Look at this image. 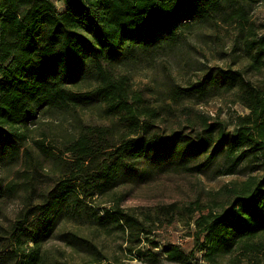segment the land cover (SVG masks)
<instances>
[{
  "label": "trees",
  "instance_id": "1",
  "mask_svg": "<svg viewBox=\"0 0 264 264\" xmlns=\"http://www.w3.org/2000/svg\"><path fill=\"white\" fill-rule=\"evenodd\" d=\"M259 3L264 0H0V160L13 165L22 156L35 166L43 157L55 177L45 193L26 196L8 237L0 238L10 247L3 257L12 264H68L41 250L61 222L98 230L110 224L139 244L141 233L150 232L120 207L123 198L114 188L140 176L142 164L178 163L203 173L219 160L222 175L246 177L224 188L225 198L206 213L186 210L200 211L192 219V249L147 241L176 264H194L197 253L205 264H264V77L253 83L240 70L211 67L184 87L169 86L174 102L197 104L234 92L248 111L230 133L204 120L194 136L151 132L156 108L129 84L133 69L167 56L195 29L228 21L243 28ZM242 41L253 51L249 66L259 70L264 36L248 28ZM89 109L107 124L83 123L79 115ZM56 119L72 127L58 154L29 138L37 124ZM10 185L0 182V203ZM97 195H112L113 205L95 211L87 202ZM60 237L67 247L88 250L76 232ZM91 255L90 264H101L97 253Z\"/></svg>",
  "mask_w": 264,
  "mask_h": 264
},
{
  "label": "rangeland",
  "instance_id": "2",
  "mask_svg": "<svg viewBox=\"0 0 264 264\" xmlns=\"http://www.w3.org/2000/svg\"><path fill=\"white\" fill-rule=\"evenodd\" d=\"M247 18L248 25L245 24L243 28L238 22L228 21L195 29L184 35L182 42L167 56L129 73L132 90L141 94L146 104L156 108L159 116L152 122L151 132L166 137H172L176 132L194 136L200 132L204 120L209 124H223L225 132H232L236 118L248 112L236 103L234 92L196 104L190 101L174 102L167 91L171 85L184 87L189 82H195L206 68L211 67L240 70L245 79L260 82L264 77V64L260 65L259 70L251 69L249 64L253 51H245L242 38L248 33V28L257 38L264 36V3L253 5ZM118 73L126 74L121 70ZM79 116L83 123L107 124L94 109L81 112ZM31 130L29 138L42 140L49 150L57 154L59 149L64 148V138L72 133V127L67 122L57 119L42 121ZM27 141V146H32L31 139ZM38 162L35 166L25 163L22 156L13 165L0 160V182L3 186L11 184L10 194L0 203V238L8 237L9 229L18 219L28 193L32 192L34 197L45 193L54 184L50 162L43 157ZM177 164H166L161 168L152 163L142 164L140 176L128 178L113 190L115 196L123 198L120 207L132 212L150 232L147 235L141 233L139 244L135 237L129 241L128 231L124 234L115 231L110 224L106 229L98 230L93 225L61 222L52 237L42 244V252L49 258L68 264H90L95 258L91 252L97 253L96 258L101 259V264H176L167 260L147 239L178 245L189 251L194 244L192 219L200 211L206 213L209 208L219 204L225 198L224 188H231L233 183L241 182L246 177L244 174L222 175L219 160L203 173H195ZM111 198L112 195H97L87 203L99 211L113 205ZM171 205L174 208L168 210ZM161 208H167L166 216L160 214ZM189 208H199L200 211L189 215L186 214ZM66 232H76L84 238L89 243L88 250L87 247L81 250L67 247L60 237L61 233ZM0 243V264H12L3 257V251L10 250L7 245L9 241L2 239ZM138 250L143 252L138 254ZM195 258L192 261L194 264H205L199 253ZM219 264L227 263L220 261Z\"/></svg>",
  "mask_w": 264,
  "mask_h": 264
}]
</instances>
